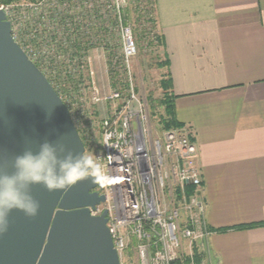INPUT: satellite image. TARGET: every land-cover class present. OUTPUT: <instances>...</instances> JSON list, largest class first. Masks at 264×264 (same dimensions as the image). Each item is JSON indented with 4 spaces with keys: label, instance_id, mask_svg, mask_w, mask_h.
Here are the masks:
<instances>
[{
    "label": "built area",
    "instance_id": "obj_1",
    "mask_svg": "<svg viewBox=\"0 0 264 264\" xmlns=\"http://www.w3.org/2000/svg\"><path fill=\"white\" fill-rule=\"evenodd\" d=\"M127 6L128 0L0 1L14 40L63 98L86 152L94 153L92 172L102 177L106 201L91 213L107 211L121 262L134 250L138 264H196L195 246L205 245L211 233L205 223L198 145L183 125L153 136L148 104L133 86L138 47L133 27L123 23ZM99 51L112 55L103 68L107 74L123 71L126 87L85 98L92 77L76 74L90 69V54ZM70 81L81 98L74 100L61 89ZM99 104L106 110L97 121ZM92 126L99 129L102 153L91 147Z\"/></svg>",
    "mask_w": 264,
    "mask_h": 264
},
{
    "label": "crops",
    "instance_id": "obj_2",
    "mask_svg": "<svg viewBox=\"0 0 264 264\" xmlns=\"http://www.w3.org/2000/svg\"><path fill=\"white\" fill-rule=\"evenodd\" d=\"M176 119L199 149L204 264H264V0H152ZM223 229V230H221Z\"/></svg>",
    "mask_w": 264,
    "mask_h": 264
},
{
    "label": "water",
    "instance_id": "obj_3",
    "mask_svg": "<svg viewBox=\"0 0 264 264\" xmlns=\"http://www.w3.org/2000/svg\"><path fill=\"white\" fill-rule=\"evenodd\" d=\"M44 142L62 147L61 156H87L67 104L14 40L11 22L0 10V174L14 170L15 156L38 152ZM90 161L89 171L66 191L32 186L39 214H10L8 231L0 235V264H122L107 211L91 213L106 196Z\"/></svg>",
    "mask_w": 264,
    "mask_h": 264
},
{
    "label": "rangeland",
    "instance_id": "obj_4",
    "mask_svg": "<svg viewBox=\"0 0 264 264\" xmlns=\"http://www.w3.org/2000/svg\"><path fill=\"white\" fill-rule=\"evenodd\" d=\"M152 0H143L142 5L139 3L141 0H128V6L125 8L124 13V25H130L133 27V32L136 38L138 53L132 60V77L134 83V90L139 97H142L151 114L152 126H153V136L158 138L162 137L164 131L166 130L162 124V118L166 116L165 111V92L161 81L166 77V67L163 66L162 61L163 56L161 52V46L157 45L154 38V34L157 33V26L149 17H153L151 14H144V9L148 6L152 8ZM150 2V4H147ZM147 4V6H146ZM114 48L116 53L120 52L121 43L119 38L114 39ZM91 60L93 62L90 69H85L78 71L76 77H92L93 83L87 84L86 88L89 87L90 91L86 93L85 98L93 97L94 95L103 96L104 93H110L113 89L125 88V73L118 71L117 74L106 73L104 70V64L109 65V59H111L110 54H100L99 52L91 53ZM102 63H101V62ZM103 65V66H102ZM81 72V73H80ZM68 80V79H66ZM116 82V83H115ZM84 86V87H85ZM61 89L64 93L69 95H74L75 99L81 98L78 95L77 87L70 81L67 84H62ZM126 93V90H124ZM127 95L125 94V97ZM105 104L97 105L96 114L98 115L97 121L102 117L105 112ZM93 131H91L93 138V145L91 147L97 148L99 153H102L101 137L99 129L92 126ZM90 150V149H88ZM87 156L90 157L94 164V153L87 151ZM201 250L206 252L205 245H201ZM206 258V257H205ZM205 263V261L203 262ZM122 264H138L137 255L134 250L127 253L125 260Z\"/></svg>",
    "mask_w": 264,
    "mask_h": 264
},
{
    "label": "clouds",
    "instance_id": "obj_5",
    "mask_svg": "<svg viewBox=\"0 0 264 264\" xmlns=\"http://www.w3.org/2000/svg\"><path fill=\"white\" fill-rule=\"evenodd\" d=\"M44 142L38 152L31 149L15 156L14 170L0 174V235L9 228V216L14 210L28 217L39 214L40 203L32 195L33 185H43L49 192L70 189L91 168L90 159L83 153L69 152Z\"/></svg>",
    "mask_w": 264,
    "mask_h": 264
},
{
    "label": "trees",
    "instance_id": "obj_6",
    "mask_svg": "<svg viewBox=\"0 0 264 264\" xmlns=\"http://www.w3.org/2000/svg\"><path fill=\"white\" fill-rule=\"evenodd\" d=\"M1 2H10L12 0H0ZM143 0H141V2H139L141 5L143 4L142 3ZM151 4H152V7H153V1H150ZM150 2H148L147 4H150ZM146 4V6H147ZM144 9V14H149V16L152 14L153 15V12H152V8L150 9V7L148 8V6L146 8H143ZM149 20L153 21L155 23V25L157 26V23H156V19L153 15V17H149ZM153 40H155L156 44L157 45H161L162 42H163V39H162V36L161 34L158 33V30H157V33L154 34V38ZM162 64L163 66H168V61L164 60L162 61ZM162 85H163V88H164V92H165V101L163 102L165 104V111H166V116L162 118V124H163V127L165 129H170V128H173V127H178V126H182V123H180L176 117H175V112H174V98H175V95L172 91V81H171V78L169 76V72L166 74V77L161 81ZM258 225H264V222H259V223H253V224H248V225H244V226H241V227H245V228H249V227H254V226H258ZM223 230V229H221ZM195 261H196V264H204V260H205V257H206V252L205 251H202L200 246L197 245L195 246Z\"/></svg>",
    "mask_w": 264,
    "mask_h": 264
}]
</instances>
